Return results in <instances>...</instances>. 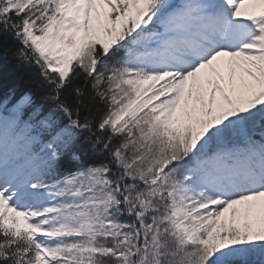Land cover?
<instances>
[{
    "label": "snow or ice",
    "instance_id": "6c2138e0",
    "mask_svg": "<svg viewBox=\"0 0 264 264\" xmlns=\"http://www.w3.org/2000/svg\"><path fill=\"white\" fill-rule=\"evenodd\" d=\"M0 264H264V0H0Z\"/></svg>",
    "mask_w": 264,
    "mask_h": 264
},
{
    "label": "trees",
    "instance_id": "16d2710c",
    "mask_svg": "<svg viewBox=\"0 0 264 264\" xmlns=\"http://www.w3.org/2000/svg\"><path fill=\"white\" fill-rule=\"evenodd\" d=\"M4 76L6 81L10 80L11 78H17L19 77V73H17L13 68L6 67L4 70Z\"/></svg>",
    "mask_w": 264,
    "mask_h": 264
}]
</instances>
